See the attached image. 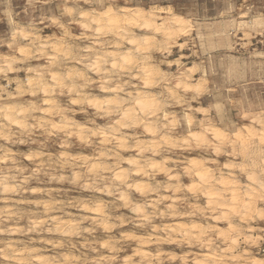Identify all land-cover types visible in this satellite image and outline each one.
<instances>
[{
  "label": "clouds",
  "instance_id": "1",
  "mask_svg": "<svg viewBox=\"0 0 264 264\" xmlns=\"http://www.w3.org/2000/svg\"><path fill=\"white\" fill-rule=\"evenodd\" d=\"M5 15L0 264H264V107L194 106L207 74L171 0Z\"/></svg>",
  "mask_w": 264,
  "mask_h": 264
},
{
  "label": "rangeland",
  "instance_id": "2",
  "mask_svg": "<svg viewBox=\"0 0 264 264\" xmlns=\"http://www.w3.org/2000/svg\"><path fill=\"white\" fill-rule=\"evenodd\" d=\"M171 2L187 18L182 23L188 25L189 31L195 27L193 37L184 50L185 55L191 50V58L186 63L204 68L207 74L206 94L198 102H194V106L212 108L213 105L222 103L225 105L226 122L235 118L240 110V101H243L245 108L251 107L253 111L264 107V84L256 82L253 75L257 72L258 65L264 63V35L259 34L264 29L241 28L244 23L251 25L257 20L264 21V0ZM9 6L19 11L23 7V0H11V5L7 0H0V33L8 30L5 11ZM47 7L54 11L56 6H45ZM17 19L27 23L23 14ZM50 31L45 29L46 33ZM179 54L178 50H174V55ZM242 72L248 73L246 80L241 79ZM232 86H236L235 92L228 91Z\"/></svg>",
  "mask_w": 264,
  "mask_h": 264
},
{
  "label": "bare ground",
  "instance_id": "3",
  "mask_svg": "<svg viewBox=\"0 0 264 264\" xmlns=\"http://www.w3.org/2000/svg\"><path fill=\"white\" fill-rule=\"evenodd\" d=\"M182 22V21H181ZM184 22V21H183Z\"/></svg>",
  "mask_w": 264,
  "mask_h": 264
}]
</instances>
